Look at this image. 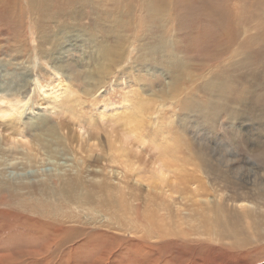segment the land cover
Segmentation results:
<instances>
[{
    "label": "rangeland",
    "instance_id": "obj_1",
    "mask_svg": "<svg viewBox=\"0 0 264 264\" xmlns=\"http://www.w3.org/2000/svg\"><path fill=\"white\" fill-rule=\"evenodd\" d=\"M257 93L264 0H0V102L17 108L0 116V263L264 264ZM178 149L183 171L166 168ZM56 220L90 232L27 237Z\"/></svg>",
    "mask_w": 264,
    "mask_h": 264
},
{
    "label": "bare ground",
    "instance_id": "obj_2",
    "mask_svg": "<svg viewBox=\"0 0 264 264\" xmlns=\"http://www.w3.org/2000/svg\"><path fill=\"white\" fill-rule=\"evenodd\" d=\"M4 1H6V0H4ZM11 1H13L15 4L18 2V0H11ZM48 0H46V2H47ZM73 2H76L77 0H72ZM150 13L153 15V16H157L158 17V12H156L155 13V11L153 10V9H151L150 10ZM29 23H30V21H28ZM14 23H15V27L13 26V27H10L9 29H8V31L10 32V34H11V36H19V34L22 32V30L24 29V27H25V23H24V21L23 20H20V21H17V22H15L14 21ZM33 23H31V25H32ZM38 24H40L41 26H42V23H38ZM28 25V24H27ZM34 26V25H33ZM34 28H36L35 26H34ZM62 30V29H61ZM36 31H37V29H36ZM35 32V31H34ZM17 33H19V34H17ZM25 35V34H24ZM27 35V34H26ZM43 37H45V40L46 41H48V40H50V37H52L53 39H54V41L55 42H57L58 40H56L57 38V36L56 35H49L48 33H46V34H44V36ZM37 40H38V42L40 43L39 45H41L43 42H45V41H43L42 40V37L40 36L39 38H38V36H37ZM40 51H42V50H40ZM54 50H52V52H53ZM52 52H50V53H52ZM51 55V54H50ZM53 56V55H52ZM53 58H55V57H53ZM227 69V68H226ZM220 74H221V76H217V77H214L213 78V82H212V86H213V89L215 90V88H217V89H219V88H222V89H227L228 87H229V84H228V81H229V79L227 78V77H224L225 76V72L223 71V73L222 72H220ZM224 77V78H223ZM244 90L245 89H243L242 88V90L239 92V93H237L235 96H234V98H233V100L234 101H238V100H241L242 98H243V93H244ZM217 91L218 90H216L215 91V93L217 94ZM264 95H261V94H259V93H257L256 95H255V100L256 101H261L262 100V97H263ZM208 97H210V100H212V111L214 112L215 110H216V106H218V105H223V104H220L219 103V101H217V102H215L214 101V98H213V94H210ZM59 98V97H58ZM16 99V98H15ZM2 100V99H1ZM18 100V99H17ZM16 105L15 104H11L10 106H7L3 101H1L0 102V116L1 117H4V118H10L11 116H14L15 114H16ZM138 110V109H137ZM140 112V111H139ZM142 113V112H141ZM140 113V114H141ZM131 116V115H130ZM24 128V127H23ZM20 135H22V134H20ZM13 137V136H12ZM21 138H23V137H21ZM9 139V138H8ZM90 139H92V138H90ZM16 140V139H15ZM164 140H166L167 141V143H172L173 141H175V140H173V139H169L167 136H164ZM176 142V141H175ZM91 143V142H90ZM116 143H117V141H116ZM123 144V143H122ZM178 144V143H177ZM92 147V146H91ZM113 147V146H112ZM36 152V151H35ZM104 152V151H103ZM180 152H181V150L180 149H178V150H176L175 152H173V151H169V153H167V157H168V154H169V157H170V160H171V163H167V165H166V168H168V169H171V168H175V169H178V170H181V171H183V170H185V166H184V159L180 156ZM106 153V152H105ZM119 156V155H118ZM110 158V157H109ZM119 160V159H118ZM177 161L178 163L176 164L174 161ZM108 161H109V159H108ZM110 162H111V160H110ZM167 162V161H166ZM113 163V162H112ZM123 164V163H122ZM133 164V163H132ZM163 167V166H162ZM205 169V168H204ZM165 170V169H164ZM163 169H161V173H157V175L159 176V177H161L160 179H163V178H165L166 177V175L168 174V172L167 171H164ZM209 170V169H208ZM207 170V171H208ZM159 172V171H158ZM209 173V172H208ZM151 174V173H150ZM212 175V174H211ZM218 175V174H217ZM152 177V176H151ZM201 181V180H200ZM160 183H161V180H160ZM179 183V182H178ZM152 186V185H151ZM5 189V188H4ZM180 189V188H179ZM7 190V189H6ZM1 191V190H0ZM133 191V190H132ZM152 191V190H151ZM162 191V190H161ZM174 191V190H173ZM183 191V190H182ZM185 191H186V189H185ZM191 191V190H190ZM190 191L188 192L189 194H190ZM10 192V191H9ZM8 192V193H9ZM180 192V191H179ZM178 192V193H179ZM161 193V192H160ZM178 193H176V194H178ZM181 193V192H180ZM182 193H184V192H182ZM194 193V192H193ZM197 193H199V192H197ZM156 194V193H155ZM188 194V195H189ZM192 194V193H191ZM5 195H7V193L5 194ZM157 195V194H156ZM175 195V194H174ZM180 195V194H179ZM187 195V196H188ZM197 196H198V194H196ZM205 195V194H204ZM180 196H183V195H180ZM190 196H192V195H190ZM194 196V195H193ZM196 196V197H197ZM171 197H172V195H171ZM178 197V196H177ZM195 198V197H194ZM125 199V198H124ZM140 199V198H139ZM150 199V198H149ZM196 199V198H195ZM198 199V198H197ZM168 200V199H167ZM134 201V200H133ZM122 202V201H121ZM125 202V201H124ZM168 201H166V203H167ZM204 202V201H203ZM206 202V201H205ZM209 202V201H208ZM132 203V202H131ZM130 202H129V204L128 205H130L131 204ZM218 203V202H217ZM133 204V203H132ZM168 204V203H167ZM215 204H216V202H215ZM224 204V203H223ZM124 205V204H123ZM135 205H133V207H134ZM145 206V205H144ZM169 206V205H168ZM218 206H219V203H218ZM244 206V205H243ZM124 207H125V205H124ZM131 207V206H130ZM149 207V206H148ZM245 207V206H244ZM259 207V206H258ZM261 207V206H260ZM123 208V207H122ZM126 208V207H125ZM132 208V207H131ZM214 208V207H213ZM218 208V207H217ZM264 208V207H263ZM262 208V209H263ZM116 209V208H115ZM134 209H136V208H134ZM133 209V210H134ZM150 209V208H149ZM201 209H203V208H201ZM223 209V208H222ZM222 209H221V211H222ZM246 209V208H245ZM261 209V208H260ZM132 210V209H131ZM137 210H138V207H137ZM136 210V211H137ZM135 211V210H134ZM133 211V212H134ZM136 211H135V213H136ZM149 211V210H148ZM154 211V210H153ZM171 211H173V210H171ZM138 212V211H137ZM156 212V211H155ZM164 212H165V210H164ZM202 212V211H201ZM200 212V213H201ZM209 212H211V211H209ZM216 212V211H215ZM259 212V211H258ZM144 213V212H143ZM154 213V212H153ZM159 213V212H158ZM223 213V212H222ZM232 213V212H231ZM234 213V212H233ZM256 213V212H255ZM16 214V213H15ZM127 214V213H126ZM147 214H149V213H147ZM155 214H157V213H155ZM164 214V213H163ZM167 214V213H166ZM171 214V213H170ZM197 214V213H196ZM230 214V213H229ZM244 214V213H243ZM243 214H242V216H243ZM248 214V213H247ZM125 215V214H124ZM152 215V212H151V214H150V216ZM205 215V214H204ZM227 215V214H226ZM225 215V216H226ZM233 215V214H232ZM232 215H230V218L232 217ZM237 215V214H236ZM238 215H239V213H238ZM27 216V215H26ZM25 216V217H26ZM30 216V215H29ZM131 216V215H130ZM129 216V217H130ZM145 216V215H144ZM149 216V217H150ZM197 216H199V215H197ZM196 216V217H197ZM212 216V215H211ZM217 216V215H216ZM234 216V215H233ZM175 217H176V215H175ZM180 217H181V214H180ZM204 217V216H203ZM213 217V216H212ZM212 217H210V218H212ZM219 217V216H218ZM228 217V216H227ZM235 217V216H234ZM244 217V216H243ZM5 218V217H4ZM132 218V217H131ZM145 218V217H144ZM147 218V217H146ZM151 218V217H150ZM177 218V217H176ZM184 218V217H183ZM187 218V217H186ZM255 218V217H254ZM21 219H23V218H21ZM157 219H159V218H157ZM165 219V218H164ZM174 219V218H173ZM190 219V218H189ZM193 219V218H192ZM200 219V218H199ZM228 219H229V217H228ZM232 219V218H231ZM238 220H239V218H237ZM236 219V220H237ZM240 219H242V217H240ZM244 219V218H243ZM252 219V218H251ZM11 220V219H10ZM17 220V219H16ZM64 220V219H63ZM166 220V219H165ZM164 220V221H165ZM194 220V219H193ZM252 220H254V219H252ZM44 221V220H43ZM150 221V220H149ZM154 221H155V219H154ZM154 221H153V223H154ZM174 221H175V219H174ZM178 221V220H177ZM202 222H203V220H201ZM206 221V220H205ZM239 221H241V220H239ZM21 222V221H20ZM19 222V223H20ZM23 222V221H22ZM24 222H25V220H24ZM23 222V223H24ZM179 222V221H178ZM177 222V224H179ZM184 221H182V223H183ZM207 222V221H206ZM211 222H212V220H211ZM229 222V221H228ZM228 222H226V220L225 219H223L222 217H220V219L218 220V223H219V225H222L223 227H222V230H223V228H225V230L230 226H228ZM231 222V221H230ZM18 223V222H17ZM36 224H37V222H35ZM51 223V222H50ZM53 223V222H52ZM142 223V222H141ZM152 223V221L149 223V224H151ZM156 223V222H155ZM158 223V222H157ZM168 223V222H167ZM192 223V222H191ZM197 223V222H196ZM214 223H215V220H214ZM10 224V223H9ZM15 224V223H14ZM22 224V223H21ZM161 224H163V222H161ZM160 223H159V225H161ZM176 224V225H177ZM189 224H190V222H189ZM188 224V225H189ZM210 224V223H209ZM234 224V223H233ZM66 223H64V222H62L61 220H56L55 221V224H54V226H52L51 224H44V225H42V227L41 228H38V229H31V230H29V231H27L26 232V234H28L27 235V237H30L32 234H35V236H36V238H37V236H40V231L41 230H43V229H45L46 230V232H42V234L44 235V236H46V237H48V236H52L54 239H55V244H62V243H64V244H69V243H71L72 241L74 242V239H82L83 237H85L90 231H87V230H85V229H83V228H81V227H69L68 226V224L66 225ZM79 225H81V224H79ZM142 225V224H141ZM170 225V224H169ZM183 225H184V223H183ZM186 225V224H185ZM205 225V224H204ZM232 225V224H231ZM236 225V224H235ZM250 225V224H249ZM13 226V225H12ZM126 226V225H125ZM151 226V225H150ZM153 226V225H152ZM157 226V225H156ZM180 226V225H179ZM211 226V225H210ZM215 226V225H214ZM19 227V226H18ZM23 227V226H22ZM22 227H20V229H22ZM38 227V226H37ZM54 227L56 228V231H55V229H54ZM181 227H182V225H181ZM9 228V227H8ZM17 228V227H16ZM25 227H23V229H24ZM160 228V227H159ZM189 228H191V226L189 227ZM232 229L231 230H234V232H235V234H237V235H239V233H237V230H236V227L235 226H232L231 227ZM124 229V228H123ZM155 229V228H154ZM158 229V228H157ZM156 229V230H157ZM179 229H180V227H179ZM182 229V228H181ZM192 229V228H191ZM212 229V228H211ZM215 229V228H214ZM245 229H247V228H245ZM125 230V229H124ZM151 230V229H150ZM213 230V229H212ZM217 230V229H216ZM210 231V230H209ZM219 231V230H218ZM244 231V230H243ZM25 232V231H24ZM98 232V231H97ZM231 232H233V231H231ZM247 232V231H246ZM103 233V232H102ZM107 233H110V232H107ZM211 233V232H210ZM215 233V232H214ZM220 233H221V231H220ZM16 234H17V232H16ZM16 234L13 236V237H15L16 236ZM141 234V233H140ZM162 234H164V232H162ZM194 234H197V233H194ZM218 234V233H217ZM223 234H225V233H223ZM10 235V234H9ZM30 235V236H29ZM91 235V234H90ZM101 235V234H100ZM109 235V234H108ZM201 235V234H200ZM216 235V234H215ZM106 236V235H105ZM111 236L112 237H114V235L113 234H111ZM110 236V237H111ZM227 236V235H226ZM243 236V235H242ZM12 237V238H13ZM66 237H68L69 239H66ZM95 237V236H94ZM103 237H104V235H103ZM111 237V238H112ZM190 237V236H189ZM219 237V236H218ZM222 237V236H221ZM234 237V236H233ZM246 237H248V236H246ZM11 238V239H12ZM86 238V237H85ZM97 238V237H96ZM99 238H101L100 236H99ZM117 238V237H116ZM161 238V237H160ZM179 238H180V236H179ZM184 238V237H183ZM186 238V237H185ZM225 239H226V237H224ZM235 238V237H234ZM104 239V238H103ZM106 240H109L108 239V237L107 238H105ZM189 239V238H188ZM202 239V238H201ZM87 240H89V238L87 239ZM99 240V239H98ZM101 240H102V238H101ZM113 240H115V239H113ZM119 240V242H120V239H118ZM142 240V239H141ZM182 240V239H181ZM199 240V239H198ZM207 240V239H206ZM228 240V239H227ZM252 240V239H251ZM254 240V239H253ZM232 241V240H231ZM231 241H229V242H231ZM82 242V241H81ZM80 242V244L82 245V243ZM111 242V241H110ZM116 242H117V240H116ZM119 242H117V243H119ZM184 242V241H183ZM244 242V241H243ZM252 242V241H251ZM79 243V242H78ZM92 243H93V241H92ZM122 243V242H121ZM177 243V242H176ZM175 243V244H176ZM215 243V242H214ZM115 244V243H114ZM113 244V245H114ZM146 244H147V242H146ZM187 244V243H186ZM194 244H196V243H194ZM118 245V244H117ZM249 245H250V243H249ZM60 246V245H59ZM73 246V245H72ZM110 247H111V245H109ZM107 247L108 249H110V247ZM116 246V245H115ZM145 247H146V245H144ZM149 246H151V245H149ZM181 246V245H180ZM238 246V245H237ZM251 246H253V245H251ZM52 247V246H51ZM70 247V246H69ZM114 247V246H113ZM129 247H131V245L129 246ZM143 247V246H142ZM141 247V248H142ZM147 247H148V245H147ZM50 248V247H49ZM62 248H64V247H62ZM116 248V247H115ZM144 248V247H143ZM153 248V247H152ZM156 248V247H155ZM189 248V247H188ZM254 248V247H253ZM252 248V249H253ZM58 249H59V247H58ZM121 249H124L123 247H121ZM140 249V248H139ZM259 249V248H258ZM31 250V249H30ZM49 250V249H48ZM57 250V249H56ZM64 250V249H63ZM73 250V249H72ZM113 250V249H112ZM126 250V249H125ZM149 250V249H148ZM153 250V249H152ZM182 250V249H181ZM242 250V249H241ZM36 251V250H35ZM51 251H53V250H51ZM61 251V250H60ZM75 251V249L73 250V252ZM105 251H106V249H105ZM68 252H69V250L67 251V254H68ZM77 252V251H76ZM125 252H127V251H125ZM124 252V253H125ZM129 252V251H128ZM24 253H26V252H24ZM61 253V252H60ZM64 253H66L65 251H64ZM63 253V254H64ZM111 253V252H110ZM121 253H122V251H121ZM172 253V252H171ZM250 253V252H249ZM255 253V252H254ZM4 254V253H3ZM28 254V253H27ZM26 254V255H27ZM53 254V253H52ZM56 254V253H55ZM66 254V255H67ZM69 254H70V252H69ZM76 254V253H75ZM112 254V253H111ZM127 254V253H126ZM243 254V253H242ZM9 255V254H8ZM33 255V254H32ZM36 255V254H35ZM74 255V254H73ZM105 255V254H104ZM128 255V254H127ZM153 255V254H152ZM155 255V254H154ZM157 255V254H156ZM177 255V254H176ZM20 256H21V254H20ZM20 256H18V254H17V257L15 256V258L14 259H16L17 260V258H19ZM37 256V255H36ZM35 256V257H36ZM56 256V255H55ZM110 256V255H109ZM126 256V255H125ZM148 256V255H147ZM150 256V255H149ZM174 256V255H173ZM12 257V259H13V254L12 255H9V258H11ZM62 257V256H61ZM99 257V256H98ZM101 257V256H100ZM8 258V257H7ZM41 258V257H40ZM60 258V257H59ZM116 258H118V257H116ZM129 258V257H128ZM54 259V258H53ZM108 259V258H107ZM115 259V258H114ZM156 259H159V257L157 258L156 257ZM259 259V258H258ZM116 260V259H115ZM121 260V259H120ZM130 260V259H129ZM144 260V259H143ZM5 261V260H4ZM14 261V260H13ZM24 261V260H23ZM35 261H37V260H35ZM53 261H55V259L53 260ZM63 261V260H62ZM70 261V260H69ZM73 261V260H72ZM110 261H112V260H110ZM128 261V260H127ZM134 261V260H133ZM171 261V260H170ZM169 261V262H170ZM220 261V260H219ZM74 262V261H73ZM72 262V263H73ZM100 262V261H99ZM117 262V261H116ZM123 262V261H122ZM130 262V261H129ZM153 262V261H152ZM2 263V262H1ZM0 263V264H1ZM22 263V262H21ZM50 263V262H49ZM54 263H56V262H54ZM67 263V262H66ZM94 263H95V261H94ZM171 263V262H170ZM186 263V260H183L182 262H180L179 264H185ZM229 263V262H228ZM248 263V262H247ZM251 263V262H250ZM4 264V263H3ZM23 264V263H22ZM64 264H65V262H64ZM90 264V263H89ZM92 264V263H91ZM101 264V263H100ZM108 264V263H107ZM110 264H111V262H110ZM114 264H115V262H114ZM129 264V263H128ZM134 264V263H133ZM151 264V263H150ZM153 264V263H152ZM155 264V263H154ZM169 264V263H168Z\"/></svg>",
    "mask_w": 264,
    "mask_h": 264
}]
</instances>
